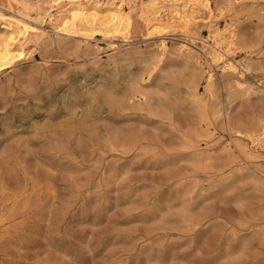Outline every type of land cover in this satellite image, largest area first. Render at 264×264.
Instances as JSON below:
<instances>
[{"label":"rangeland","instance_id":"rangeland-1","mask_svg":"<svg viewBox=\"0 0 264 264\" xmlns=\"http://www.w3.org/2000/svg\"><path fill=\"white\" fill-rule=\"evenodd\" d=\"M210 1L123 38L0 0L41 31L0 72V264H264V0Z\"/></svg>","mask_w":264,"mask_h":264},{"label":"bare ground","instance_id":"bare-ground-1","mask_svg":"<svg viewBox=\"0 0 264 264\" xmlns=\"http://www.w3.org/2000/svg\"><path fill=\"white\" fill-rule=\"evenodd\" d=\"M53 2L54 3L49 2L50 4L48 6L46 5L47 7L42 10L40 9V8H43L42 6L40 8L37 7L38 8L37 12H38V17H39L37 18L39 20L41 19V22L48 20V22H50L48 24L49 25L51 24L53 26L54 30L56 31V34H59V33H66V34L77 33L78 34L80 33L81 35H84L86 37H92L94 34V31L99 30V31L104 32V34L112 33V37L119 35L118 37L121 36L125 38L129 34L131 27L133 25L134 11L135 13L137 12L136 14L140 16V19H142L145 22V25L148 27V29L153 28L152 31L154 30V32L156 31L158 33L159 32L162 33L163 30L171 26H176L185 31L191 25L195 24L199 18L202 17L201 13H206L207 17H210V18L213 17V9H212L210 0H107V1L105 0H53ZM16 4H19V2ZM16 7L17 6L15 5L14 8L16 9ZM21 12L19 11L20 14ZM26 12H24V14ZM16 13L18 14V11ZM24 16H27V15H23V18ZM29 17L30 16H28V18ZM32 17L30 18L33 19ZM0 18L1 20L2 19L7 20L5 21L6 23L8 22L7 23L8 25H6L7 27L3 23V25L6 28L3 30V32L0 33V72H1V71H5L8 68L12 67L16 62L29 57V55L31 54L30 48H28L25 43L20 42L21 40L20 38L21 37L24 38L29 32L31 33L36 30L37 32H39V30L33 25L28 23L30 18L28 19V22H26V21L21 20V18L18 19L17 16L16 17H12V16L6 17L1 11H0ZM25 18L27 19V17ZM209 23H210V26L212 27L215 24L213 23L212 20H210ZM232 32L233 31H230V35H229L230 37L233 36ZM220 35H221L220 32L217 31V33L212 36L213 41L217 48L219 47L218 45L221 43L217 40L218 37H220ZM181 47H182V50L187 51L189 49L188 45L186 44H182ZM165 48H166V45L163 44V49ZM213 50H214V54H213L214 60L212 61L213 62L223 61V58H224L223 53L217 49H213ZM225 68L233 70L235 69V66L232 63L227 62L225 63ZM211 78H212V75L209 74L208 80L211 81ZM205 105H206V102H205Z\"/></svg>","mask_w":264,"mask_h":264}]
</instances>
